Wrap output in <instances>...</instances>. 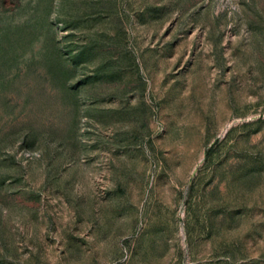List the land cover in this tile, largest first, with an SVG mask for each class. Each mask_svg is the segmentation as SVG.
<instances>
[{"label": "rangeland", "instance_id": "374dc122", "mask_svg": "<svg viewBox=\"0 0 264 264\" xmlns=\"http://www.w3.org/2000/svg\"><path fill=\"white\" fill-rule=\"evenodd\" d=\"M0 264H264V0H0Z\"/></svg>", "mask_w": 264, "mask_h": 264}]
</instances>
